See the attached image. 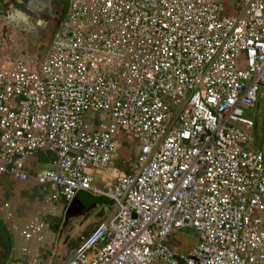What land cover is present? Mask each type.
<instances>
[{
	"label": "built area",
	"instance_id": "2783aa9c",
	"mask_svg": "<svg viewBox=\"0 0 264 264\" xmlns=\"http://www.w3.org/2000/svg\"><path fill=\"white\" fill-rule=\"evenodd\" d=\"M66 1L37 71L0 58V182L41 192L30 219L7 214L21 251L82 191L113 206L54 264H264V155L244 130L264 89V0ZM120 133L135 161L99 186ZM186 227L197 241L177 257L169 236Z\"/></svg>",
	"mask_w": 264,
	"mask_h": 264
},
{
	"label": "rangeland",
	"instance_id": "374dc122",
	"mask_svg": "<svg viewBox=\"0 0 264 264\" xmlns=\"http://www.w3.org/2000/svg\"><path fill=\"white\" fill-rule=\"evenodd\" d=\"M33 1L34 2L27 7L26 0H17L14 3V7L17 8V11L27 17V23H17L18 26L26 25L28 29L22 37L18 36L13 27L10 28L7 24L4 26L0 20V58L4 56L11 58L12 56L18 55L29 56L32 58L31 40L33 39L37 41V45L43 44L45 50L48 48L52 39L51 37L53 36L52 33L54 34L57 27V25L55 26V23H58L62 17V4L64 3V0ZM30 25H35L39 27L40 30L37 32H31L28 27ZM2 26L7 32L6 38L2 34ZM20 40L24 41L22 45L18 42ZM41 56L42 54H40L37 59H34L35 64L32 66L34 71H37V65ZM244 115L251 117V114L248 112ZM252 118L254 119V115H252ZM257 129L258 137L264 143V108L259 115ZM137 152L138 145L136 140L132 139L128 133H120L119 142L108 166L103 170H91V174L96 178L94 182L102 187H104L110 180H112V183L116 176L124 174L121 170L123 165L129 163L128 165L131 166L133 164ZM31 187V181L26 183L16 182L13 190L10 187H7L6 189L5 185L0 184V219L5 220V223L8 226V234H12L9 242V250L6 252V258L2 264H54L59 260L61 255L62 257L67 256L77 246L78 241L76 239L78 234L86 235L90 232L92 227L98 222L100 213L105 217L113 206V203L110 200L109 202L107 200L100 202V204L92 205L94 200L92 198L94 197L88 193L80 192L79 194L89 196L81 199V202L85 204V209L78 210L82 216L84 214L89 215L87 220L81 225H78L76 220L70 218L68 219L69 223H67L65 215L63 216V214H60L58 217H62L61 220L57 223L49 222V227L42 232V241L36 242L34 240L31 242V245L33 243V246L31 247L32 250L37 249V252L27 254L21 251V247L24 245L25 241L24 239L20 240L18 235L11 229V218H7V214L10 212L12 217L21 218L22 220H20V224H22L24 220H27L28 217H31L38 203L35 199L33 200V198L30 197L28 192H26V190L29 191ZM4 202L8 203L7 208L3 206ZM57 207L62 208L63 206L59 205ZM64 208L65 207L62 209ZM22 211L23 214H21ZM52 215L56 217V214ZM182 234H185L186 237L184 238ZM194 234L197 237L196 232L190 227H186L171 234L169 236L170 249L176 254H185L187 252L185 251V244ZM5 249H7V247L0 244V264ZM33 259L35 260V263H32Z\"/></svg>",
	"mask_w": 264,
	"mask_h": 264
},
{
	"label": "crops",
	"instance_id": "0c3cea01",
	"mask_svg": "<svg viewBox=\"0 0 264 264\" xmlns=\"http://www.w3.org/2000/svg\"><path fill=\"white\" fill-rule=\"evenodd\" d=\"M264 108V89L263 90H261V92H260V95H259V98H258V101L256 102V104L253 106V107H250V108H247L245 111H244V114L246 113V112H248V113H250L251 114V117H248V116H245L246 118H248V119H250V120H252L253 121V125L252 126H250V127H244V130H247V131H249L250 132V134H251V136H252V141H251V143H250V147H252V148H254V149H257V150H260V151H262L263 153H264V143L260 140V138L258 137V129H257V125H258V118H259V115H260V113H261V111H262V109ZM252 115H254V119L252 118ZM129 163H126L125 165H121L122 167V171L123 172H127V170L129 169V165H128ZM45 167V165H44V163H42V162H40L37 158H35V159H32L31 160V162H30V165H29V168H30V170L32 169V171H34V172H36V171H39V170H41V169H43ZM94 180H96V178H94ZM111 181L112 180H110L108 183H106V185H109L110 183H111ZM105 184V183H104ZM105 185V186H106ZM41 193V192H40ZM40 193H39V195H36L35 197H33V200L35 199V201L36 202H38L37 203V207H36V209L38 208V205H39V200H40ZM34 201V202H35ZM63 208V207H62ZM62 208H60V207H52V206H50L49 208H48V214H47V216H46V218H47V221L48 222H50V223H52V222H55V223H57V222H59L60 220H61V218H59L58 216L60 215V214H63V216L65 215V212H66V210H67V207H65L64 209H62ZM36 209H35V211H36ZM35 211L33 212V214L31 215V217L34 215V213H35ZM64 212V213H63ZM21 214H23V211L21 212ZM52 214H56V217H54V215H52ZM31 217H28L27 218V220L28 219H30ZM103 217V216H102ZM101 217V218H102ZM17 218V217H16ZM17 219H20V220H22L21 218H17ZM101 220V219H100ZM100 220H98V222L100 221ZM5 222V220H2V219H0V222ZM25 221V220H24ZM23 221V222H24ZM78 222V221H77ZM97 222V223H98ZM83 223V222H82ZM96 223V224H97ZM11 229H12V227H11ZM13 230V229H12ZM17 235H18V237L20 238V240L21 239H23L21 236H20V234L18 233V231H15V230H13ZM11 235L12 234H6L5 232L3 233H1L0 232V244H3V245H5L6 247H7V251L9 250V242H10V239H11ZM183 235V237L185 238L186 236H185V234H182ZM36 241V240H35ZM42 241V240H41ZM196 241H197V237H196V235L194 234L193 235V237H191L187 242H186V244H185V251H188V250H190L193 246H194V244L196 243ZM36 242H40V241H36ZM23 246V245H22ZM33 246V243H32V245H31V247ZM31 250H29V253H31V252H37V249H34V250H32V248H30ZM29 253H27V254H29ZM179 256V254H177V257ZM32 263H35V260L33 259L32 260Z\"/></svg>",
	"mask_w": 264,
	"mask_h": 264
},
{
	"label": "flooded vegetation",
	"instance_id": "af4514ba",
	"mask_svg": "<svg viewBox=\"0 0 264 264\" xmlns=\"http://www.w3.org/2000/svg\"><path fill=\"white\" fill-rule=\"evenodd\" d=\"M26 1H27L26 2L27 3L26 7L31 5L34 2L33 0H26ZM66 3H67V1L64 0V3L62 4V17L64 15L65 10H66ZM16 12H18V11H17V8H15V7L7 8L5 10L1 9L0 10V20H1V23H3L4 26L7 24V25L10 26V28L13 27V29L18 34V36L22 37L28 31V29H27L26 25L25 26H18L17 22L12 19L13 14L16 13ZM62 17H61V19H62ZM61 19L59 20V22L61 21ZM59 22L55 23V26L56 25L58 26ZM30 26H28V27L30 28L31 32H35V31L37 32V31L40 30V28L35 26V25H30ZM1 28H3V26ZM2 34L4 35L5 38L7 37V32L5 31V28H3V30H2ZM52 35H53V33H52ZM49 37H50V35H49ZM31 41H32L31 49H32V53H33L32 54V59L34 60V59H37L40 56L39 51H43L44 52L45 47H44L43 44L37 45V41L35 39H33ZM18 42L20 43V45H22L24 43V41H22V40H20ZM77 224L81 225L82 223H77ZM0 232L1 233L5 232L6 234H8V226H7V224L4 221L0 222ZM82 237H83L82 234H78V237H77L76 240L79 242ZM6 252H7V249H5V251H4L3 257L1 259V264L5 261Z\"/></svg>",
	"mask_w": 264,
	"mask_h": 264
},
{
	"label": "water",
	"instance_id": "95a60500",
	"mask_svg": "<svg viewBox=\"0 0 264 264\" xmlns=\"http://www.w3.org/2000/svg\"><path fill=\"white\" fill-rule=\"evenodd\" d=\"M15 1H17V0H0V9H7V8L14 7ZM39 53L43 54V51H39ZM79 193L80 192H78L75 195V197L73 198V200L71 201V203L67 207V210L65 212V220L67 223H69L68 219H70V218H73L74 220L78 221L77 223H82V222L86 221L87 218L89 217V215H85V214L82 216V214L78 211V210L85 209V204L81 202V199L83 197H89V196L85 195V194H79ZM82 193H86V192H82ZM93 197L94 198L91 197L92 199H94L92 205L100 204V202L108 200L104 197H96V196H93ZM108 202H109V200H108Z\"/></svg>",
	"mask_w": 264,
	"mask_h": 264
},
{
	"label": "trees",
	"instance_id": "16d2710c",
	"mask_svg": "<svg viewBox=\"0 0 264 264\" xmlns=\"http://www.w3.org/2000/svg\"><path fill=\"white\" fill-rule=\"evenodd\" d=\"M52 158V154H50L49 152H44V151H40L37 153V159L44 163V165L46 163L49 162V160ZM128 172V171H127ZM127 172H124V173H127ZM15 181L14 180H11L10 178H8V176H4L2 179H1V182L0 184L2 185H5L6 186V189L7 187H10L12 190L15 186ZM26 192H28L30 194V197H35L36 195H39L40 193V187L39 186H32L31 189L28 191L26 190ZM10 193V192H9ZM6 197V196H5ZM40 197H41V193H40ZM8 199V198H7ZM102 217V214L100 213V218L99 220L101 219ZM85 236V235H83ZM79 243V242H78Z\"/></svg>",
	"mask_w": 264,
	"mask_h": 264
},
{
	"label": "clouds",
	"instance_id": "9594fccd",
	"mask_svg": "<svg viewBox=\"0 0 264 264\" xmlns=\"http://www.w3.org/2000/svg\"><path fill=\"white\" fill-rule=\"evenodd\" d=\"M12 19L16 21L17 23L24 22L27 23V17H25L23 14L16 12L13 14Z\"/></svg>",
	"mask_w": 264,
	"mask_h": 264
}]
</instances>
